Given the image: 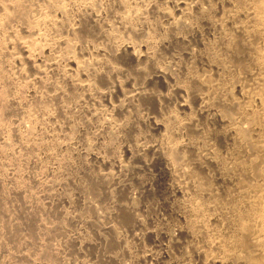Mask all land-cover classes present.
<instances>
[{"label":"rangeland","instance_id":"1","mask_svg":"<svg viewBox=\"0 0 264 264\" xmlns=\"http://www.w3.org/2000/svg\"><path fill=\"white\" fill-rule=\"evenodd\" d=\"M86 1L84 18L79 6L65 2L72 25L88 27H83L85 39L68 40L67 28L41 25L45 14L62 19L44 0H33L26 20L5 19L10 3L0 0V264H213L221 255L213 241L243 234L230 221L239 207L236 189L220 184L219 171L204 163L211 157L232 163L237 145L215 138L220 124L199 101L204 95L207 101L225 100L222 94L208 96L196 84L190 94L172 91L213 72L207 57L223 46L219 27L240 39L242 20L227 18L235 3ZM209 6L214 10L200 14ZM135 8L146 22L139 16L122 21L125 10ZM146 41L155 42L154 62L133 61L126 47L145 57L152 51ZM67 44L73 56L63 54ZM231 59L224 71L218 67L221 81L234 87V100L245 107L252 81ZM79 61L85 68L78 83L90 87L77 92L68 77ZM156 69L166 73L164 78H156ZM211 79L207 85L218 83ZM132 91L143 97L129 101ZM174 143L177 154L168 162L165 155ZM186 143L192 148H182ZM154 146L157 152L148 151ZM185 168L190 177L183 175ZM191 199L209 203V238L188 229ZM228 263L247 262L236 257Z\"/></svg>","mask_w":264,"mask_h":264},{"label":"bare ground","instance_id":"2","mask_svg":"<svg viewBox=\"0 0 264 264\" xmlns=\"http://www.w3.org/2000/svg\"><path fill=\"white\" fill-rule=\"evenodd\" d=\"M8 1L10 4L7 6L8 8L6 7V9H5L6 11L4 13L5 19H7V20L8 19L11 20L15 15L21 17V19L22 18L25 19V15L28 12V10H30V8H32V3H33V0H8ZM44 1L51 8H53L56 12L58 11V13H60V15H62V19L53 20L52 18H50V15L48 16L47 14H45V15H43V18L40 21L41 25L48 24L51 28L56 29L57 31H58V29L60 30V28H61L60 26L67 28V32L69 31L67 34L69 36H72V37H69L68 40H70V38H73V39L79 38V37L82 38L83 34L86 38V35H88V34H85V32H84V31H88V30L84 29V28H86V26L84 27V25L86 23L85 24L82 22L80 23V21H79L80 25L81 24H83V25L80 26L78 24V25L74 26V25H72L71 21L68 20L67 11H66V3H65L66 0H44ZM70 1L73 2L74 6L80 7L81 12H78V13H80L82 15L81 16L82 18H84L87 15V12H89V10L87 9V12L85 13V9L87 8L86 3L89 1H86V0H70ZM121 1L118 0V2H121ZM41 2H42V0H41ZM123 2H125V1H123ZM215 2H216V5H219L220 7H223V5L227 6V7H231L230 4L232 3L234 5V3H235V5H234L235 7H233V6L231 7L234 10L233 11L234 13L231 15H228L227 18H228V20L233 21V22H234V20H236V18H240L242 20L241 25L239 27V32H238L240 39L239 40H237V38L234 39L232 34H230V35L226 34L222 30V28L219 27L221 30V31H219L221 33L220 39H221V42L223 45L220 48L221 52L218 53V51L220 50L219 49L217 51V53L211 52L212 53V54L210 53L211 55H209V54H208L209 56L207 55L208 56L207 59H209L210 63L213 64L211 66L213 72L210 71V73L208 75L204 76V79L202 78L201 81L199 79H198V81L191 79L192 77L188 80H185L182 84L177 85V87L175 88V90L172 91V93L178 92L181 94H184V93L186 94V93H189L190 90H192L193 88H194L193 90H195V89L200 87L203 90V92L208 94V96L210 95V92H213V91L214 92L218 91V95H219V93L222 94L223 98L226 101L221 100L216 96L212 97V99L207 101V99L205 98V95L203 96V98L199 99V101H200L201 105L204 104V108H205L204 112L207 114V116H209L210 120H214V121L216 120L220 124L221 132L219 133V132L215 131V134H214L215 138L222 140L224 142L227 139V140H230L231 142H233L234 144L237 145V149L236 150L234 149L235 150V157L232 160V163L230 162L228 164H225L223 161L218 160L215 157H211V158L206 159V161L204 163V164H206V166H210L211 168L215 167L219 171L217 180L220 182V184H222L225 188H226V184H227V186L229 188L236 189L235 190L236 194H233V196L237 198V201L239 203V207H238V209L234 210V213L232 214V216H231L232 218L230 221H231V224L234 226V228L236 230L242 231V234H243L242 237H239L236 234H232L226 240L220 238L217 241H213L212 244L215 245V247L221 253V255H219V259L213 261V264H229L228 262L231 261L233 258H236V257H238L239 259H242L245 263L247 262L246 264H251V262H252V264H264V0H233V2H231V0H225V1L215 0ZM68 4H69V2H68ZM227 4H229V5H227ZM33 8H34V6H33ZM2 9L3 8H1L0 11H2ZM211 10H214V8L209 6L206 9L200 8L199 12H200V14H205V13L207 14ZM125 11H127V13H126L125 17L122 16V17H124L122 19V21L123 20H125V21L132 20L133 17H135V16H139L140 20L142 19V21H144V22H146V20L148 19L146 17V15L144 16V18H143V16L140 15V12H142V11H140V9L135 8V9H132V11L131 10H129V11L125 10ZM123 12H124V10L122 11V13ZM42 13H43V11H42ZM143 13H145V12H143ZM190 13H188V14H190ZM92 15L94 16V14H92ZM86 17H88V16H86ZM94 17H96V16H94ZM94 17L91 19L93 20ZM131 17H132V19H131ZM145 17L147 18L146 20H145ZM15 18L12 20H15ZM69 19H70V17H69ZM79 20H80V18H79ZM122 21H120L121 24H122ZM38 22H39V20H38ZM129 22L132 23L131 21H129ZM3 23H5V22H3ZM31 23H32V21H31ZM95 23H94V25H95ZM125 25L127 26V23ZM171 25H172V28H175V26H177L175 22L172 23ZM95 26H94V28H95ZM99 27H98V29H101ZM17 28L18 27H16V29ZM36 28H38V27H36ZM89 28L91 29V27H89ZM86 29H88V27ZM96 29H97V27H96ZM63 30L64 29H62V31ZM101 33H103V32H101ZM108 36H109V34H108ZM164 36H163V38H164ZM95 37L93 36V38H95ZM88 38H89V36H88ZM161 38H159V39H161ZM73 39H71V40L73 41ZM90 39H91V36H90ZM94 40H92V41H94ZM97 40H95V42ZM149 40H152V39L150 38ZM89 41H91V40H89ZM148 41H146L145 46L146 45H148V47L150 46L149 48L152 51L151 52L149 51L147 53V56H145V57L143 55L141 56L139 53H137L133 49H130L128 46L126 47V49H128L130 51V55H131L133 61L137 62V61H142V60L147 59V60L154 62L155 56H156L154 53L155 52L154 48H153L154 47L153 46L154 41L153 42L150 41L149 43H147ZM162 41L165 42L163 39H162ZM62 42H63V40H62ZM65 42L66 41H64L63 43H65ZM34 43H36V42H34ZM161 45H163V44H161ZM112 46H114V45H112ZM17 47H19V46H17ZM73 47H75V46H73ZM30 48H32V47H30ZM145 48H147V47H145ZM84 49H85V47H84ZM73 50L74 49H72V47L67 44V46L63 50L64 51L63 54H65V55L72 54V56H73V54H74ZM109 50H110V48H109ZM105 51H106V49H105ZM231 57H233V59H231ZM227 58L231 59L234 63L238 62L240 64V66L243 68V71L245 72V77L252 81V83L249 85V91H250L251 95L249 94V97H248L249 102H247L245 104V107H242L241 103L236 102L234 100V95H233L234 87L231 84L230 85H227L226 83H225V85L222 84L220 75H222V73L225 69L224 62H226ZM74 60H77V58H75ZM94 61H95V59H94ZM156 61H157V58H156ZM156 61H155V63H156ZM79 62H76L74 64L75 69L74 68L72 69V70H74V72L72 71L73 75L72 76L70 75V77H68V80L72 83L71 87H73L77 92L81 91V90L85 91L86 89H88L90 87V85H89L90 82L88 84L78 83V79L81 77V73L84 72L83 70L85 68V66H84L85 64L82 65L83 62H80V63ZM87 63H89V62H87ZM95 64H97V63H95ZM71 65H73V64H71ZM89 66H91V64ZM218 67L219 68L222 67L223 71H219ZM110 68H111V66H110ZM113 68H114V66H113ZM92 70H93V68H92ZM156 71H157L156 72V78H158V79L164 78L166 73L164 74L163 70H160V69L157 70L156 69ZM1 75H3V74H1ZM211 78H213L215 80V82L218 80V83H215V85H211V84L207 85V83H209V81L212 82ZM85 79H86V77H85ZM81 82H82V80H81ZM115 84H116V82H115ZM194 84H196L197 88ZM96 85H98V84H96ZM5 91H7V90H5ZM86 92H88V91H86ZM3 93H4V90H3ZM191 93H193V92L191 91ZM142 95H143V93H141V92L132 91V93L129 95V101L140 99L143 97ZM5 97H6V95H5ZM190 97H192V96H190ZM188 99H189V97H188ZM54 101H55V99H54ZM17 102L18 101H16V103ZM39 102L41 103L40 100H39ZM42 102H44V100ZM184 103L182 105H184ZM212 104L217 105L220 108V110H219V108H217L218 111L214 112L213 109L211 108ZM4 108H5V106L3 107V111H4ZM6 110H7V108H6ZM204 112H202V113H204ZM58 114H60V113H58ZM190 118H193V117H190ZM190 118H188V120ZM187 124L189 125V124H191V122L190 123L187 122ZM155 126H157V128H159V126L163 127L160 124L158 125L156 123H155ZM165 126L166 125H164V128L167 127V126L166 127ZM182 126H185V125L182 124ZM187 126H185V127H187ZM180 129H182V128H180ZM9 136H11V135H9ZM187 143L182 148H185L186 150H187V148H192V144L191 143L187 144ZM176 145L174 143V146H172V148H169L170 153L168 152L165 155L166 158L168 157L167 158L168 162H171V160H174V157L177 154V152H175V150H177V148H175ZM156 150H157V148H155V146L148 149V151H150L151 153L157 152ZM188 151H189V149H188ZM190 151H191V149H190ZM159 153H160V151L158 149V155H161ZM199 160H200V157H199ZM232 172H234V174ZM183 173H184L183 175H187V177H190V168H188V169L185 168ZM183 184L184 185H182V186L184 187V189L188 190L189 185H188L187 181L183 182ZM201 187H202V184L199 185V190L201 189ZM209 207H210L209 203H207L206 201H204L202 199H197V200L191 199L188 201V203L186 205V209L188 210L189 215H190L188 218V221H187L188 229L190 231H192L193 229L197 228V229H199V232H201L204 235V237H206V238H209V232H208L209 221L206 217L205 211ZM212 220L215 221V219H212ZM235 247H238L240 249V255L239 256H237V253H236L237 251H236ZM253 248L256 249V252L252 256V253H251L252 250L251 249H253Z\"/></svg>","mask_w":264,"mask_h":264}]
</instances>
